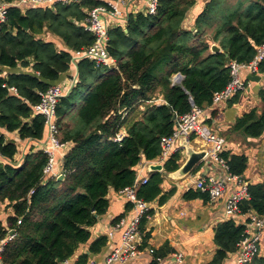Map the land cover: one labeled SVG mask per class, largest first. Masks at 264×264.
<instances>
[{
    "label": "trees",
    "instance_id": "1",
    "mask_svg": "<svg viewBox=\"0 0 264 264\" xmlns=\"http://www.w3.org/2000/svg\"><path fill=\"white\" fill-rule=\"evenodd\" d=\"M157 2L155 15L138 13L124 26L109 29L108 53L115 67L88 60L76 64V82L55 110L59 142L70 145L60 181L44 179L47 154L32 142L26 145L29 139L43 141L46 134L44 120L32 106L39 102V92L74 72L71 53L93 42L81 23L90 10L106 3L77 0L52 8L8 9L0 28V129L16 133L17 140H7L0 131V205L12 211L0 218V245L13 231L0 252L2 264H61L75 255V264H86L90 255L99 254L106 237L91 241L90 228L106 214L109 190L131 187L138 164L159 157L161 139L174 129L173 117L192 106H210L213 94L230 80L228 63L250 62L264 44V0H209L194 19L193 31L184 29L183 22L196 0ZM44 34L57 41L43 39ZM212 44L221 52L211 53ZM257 73L264 74V60ZM174 75L181 76L178 83ZM258 97L260 110L238 117L232 132L251 139L264 134V88ZM118 134L122 139L115 141ZM17 143L26 145L19 158ZM220 157L228 174L243 175L246 156L224 151ZM179 161L174 153L162 172H151L136 197L164 203L174 190L162 192L163 178L180 167ZM247 191L249 199L240 203V211L264 216V183L249 184ZM184 198L208 200V195L189 190ZM146 222L143 218L139 227L143 245ZM244 230L232 219L217 224L216 251L206 264L226 263ZM83 246L87 249L81 251ZM171 251L165 244L153 251V258L164 259ZM249 264H264V257Z\"/></svg>",
    "mask_w": 264,
    "mask_h": 264
},
{
    "label": "built area",
    "instance_id": "2",
    "mask_svg": "<svg viewBox=\"0 0 264 264\" xmlns=\"http://www.w3.org/2000/svg\"><path fill=\"white\" fill-rule=\"evenodd\" d=\"M73 1L77 0H0V28L6 23L9 8H52L57 4L66 5ZM105 3V6H99L90 10L83 23H81L84 30L93 36V42L90 46L71 53V64L74 70L69 76L71 85L64 89H62L60 83L50 86L44 92L38 93L40 100L32 106L33 113L43 118L46 134L43 141H32L29 139L28 142H32L38 150H41L48 156V161L43 169L44 179L62 176V170L61 173L55 172V158L58 154H65L69 147L67 143L62 144L59 142L55 110L58 101L68 95L76 82L78 74L76 64L80 60H88L96 66L115 67V61L110 58L108 53V31L110 29L108 21L112 19L117 23V26H124L130 16H135L138 13L151 16L155 15L158 5L157 0H108ZM139 3L141 6H139ZM263 60L264 44L257 48L250 62L238 63L236 61H230L228 63L230 80L223 90L213 94L211 104L208 107L226 104L234 96L242 92L250 83L245 80L243 73L258 75V66ZM180 80L181 78L178 75H174L173 82L178 83ZM10 90L16 94L14 89ZM204 117L205 109L196 106H192V109L186 114L175 116V125L171 135L163 137L160 141L161 151L159 157L156 160L144 161V164H138L133 185L119 192L128 204L132 205L131 220L125 226L121 235L120 245L105 259L104 264H122L140 254L141 250L139 246L142 242L143 234L139 227L143 218L147 220L150 218L148 212L151 210L149 203L139 200L136 197L137 188L148 181V178L142 172L145 168L149 169L151 166H163L174 153H177L176 145L180 138H184L188 144L192 139H200L204 142L206 145V156L203 159V164L209 165L214 163L219 165L226 172L225 182L235 181L237 183L234 192L225 202V216L228 220H234L237 216L244 217L242 223L234 221L237 224H242L245 230L243 238L237 244L236 251L232 254V260L224 264H249L255 257L262 256L260 241L264 229V216L257 215L251 211L245 214L240 211V203L243 200L249 199L247 184L240 177L228 174L227 165L223 158L220 157L224 152L225 141L210 131L203 122ZM121 139V134H118L114 140L120 141ZM225 182L214 177L198 179L194 183V189L201 193H206L208 200L214 202L224 194L226 190ZM119 227L120 225H115L114 228L118 229ZM111 235V233L108 234L109 237ZM11 238L12 235H8L7 240ZM6 242L3 241L1 243L0 252ZM153 251V249H149L152 260L158 264H164V261H166V264L185 263V257L180 252L171 254L169 260H165L166 258H153ZM77 259L78 257L75 255L61 264H75ZM0 264H2L1 261ZM86 264H96V262L94 260H88Z\"/></svg>",
    "mask_w": 264,
    "mask_h": 264
},
{
    "label": "crops",
    "instance_id": "3",
    "mask_svg": "<svg viewBox=\"0 0 264 264\" xmlns=\"http://www.w3.org/2000/svg\"><path fill=\"white\" fill-rule=\"evenodd\" d=\"M101 1L106 2L108 0ZM207 2L196 0V4L188 12L183 22L184 29L192 27L194 19L203 10ZM139 6H141L140 3ZM48 37L53 39V41H57L56 37L50 34H48ZM70 74L71 72L62 77L58 83H61L66 78L69 79ZM246 75L243 73L244 78ZM258 75L261 77L260 82H250L242 92L226 104L204 108L205 117L203 122L216 136L224 139V151L246 156L247 167L240 178L247 185L264 183V134L258 139L246 138L240 133L232 132L231 127L242 114L251 109L260 110L261 102L258 92L261 88H264V74ZM0 131L3 134L6 133L2 129ZM11 137L17 140L16 133L8 135V138ZM28 143L30 142L27 141L26 145ZM26 145L23 147L20 145L21 154ZM189 145L194 150L206 149L205 143L200 139L190 140ZM68 147L70 148L69 144ZM176 150L180 155L179 164L181 166L186 160L184 149L177 143ZM64 155V153L63 155H56L55 172L61 173ZM151 172L145 168L142 173L149 178ZM207 177H214L225 182L226 172L217 164L208 165L202 163L196 171L183 179L175 180L169 174L164 176L161 184L162 192L167 193L170 190H174V192L162 204L159 203L158 199L149 203L153 215L147 220L145 225V233L148 234V238L144 245L143 240L140 243V254L122 264H149L152 260L149 249H159L165 244L172 250L171 254L180 252L184 255V264H206L211 261L216 251V246L213 242L214 229L217 224L228 220L225 216V202L234 192L237 183L235 181L225 182L226 190L224 194L214 202L199 198L186 200L184 195L189 190H195V181ZM107 199L109 207L106 214L99 217L97 223L90 228L91 241L99 236H104L107 240L102 251L97 255H90L88 259L94 260L96 264H104L105 259L120 245L121 235L132 217V209H127L128 202L122 194L109 190ZM234 220L242 223L244 217L237 216ZM115 225H120V227L115 229ZM109 233L112 234L111 237L108 236ZM87 246H83L81 251L87 249ZM260 247L263 252L264 229ZM171 254H168L166 259H164L169 260ZM262 257H264V254ZM232 258V254L228 255L227 262L231 261ZM164 264H166V261H164Z\"/></svg>",
    "mask_w": 264,
    "mask_h": 264
},
{
    "label": "water",
    "instance_id": "4",
    "mask_svg": "<svg viewBox=\"0 0 264 264\" xmlns=\"http://www.w3.org/2000/svg\"><path fill=\"white\" fill-rule=\"evenodd\" d=\"M194 29L191 28V31ZM210 52L211 53H220L221 50L216 44H212L210 46ZM113 66H111L112 68ZM77 70V66H76ZM180 78L181 76L178 75ZM245 80L248 82L252 83H258L261 80V77L259 75H252V74H247L245 76ZM175 117H173V120ZM178 144L181 146L182 149H184L185 157L186 160L184 163L174 172L170 173V177H172L175 180H180L183 179L187 176H189L191 173H193L202 163L203 159L206 156V151L205 150H194L184 138H180ZM150 171L152 172H161L163 171V166L162 165H155L151 166L149 168ZM63 179V176H58L57 180L60 181ZM8 235L11 236L13 235V231L10 230L8 231Z\"/></svg>",
    "mask_w": 264,
    "mask_h": 264
},
{
    "label": "rangeland",
    "instance_id": "5",
    "mask_svg": "<svg viewBox=\"0 0 264 264\" xmlns=\"http://www.w3.org/2000/svg\"><path fill=\"white\" fill-rule=\"evenodd\" d=\"M203 1H209V0H203ZM108 23H109V28H111V27H114V26H117V23L115 22V21H113L112 19H110L109 21H108ZM43 39H45V40H48L49 39V37H48V34H44L43 36ZM61 87H62V89H64V88H68L70 85H71V83H70V80L68 79V78H66V79H64L61 83ZM235 97V96H234ZM233 97V98H234ZM208 127V126H207ZM209 128V127H208ZM210 129V128H209ZM210 131L211 132H213L211 129H210ZM214 133V132H213ZM4 136H5V138L8 140V139H10V138H8V135L7 134H4ZM13 136H15V135H13ZM20 145L21 144H18L17 143V155H16V158H19L20 157V152H21V148H20ZM21 147H23V145H21ZM32 149L34 150L35 148H33L32 147ZM22 154H23V152H22ZM21 154V155H22ZM58 178V177H57ZM12 214V211H11V209L10 208H7L6 207V204H2V205H0V218H1V220H5L8 216H10ZM6 241H8L7 240V238H6V240H5V242ZM262 255L264 254V251L261 253Z\"/></svg>",
    "mask_w": 264,
    "mask_h": 264
}]
</instances>
